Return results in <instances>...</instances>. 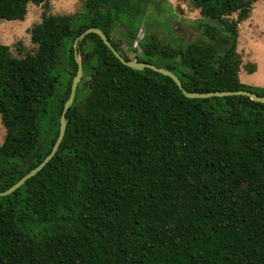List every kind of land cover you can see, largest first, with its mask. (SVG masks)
<instances>
[{"label": "trees", "instance_id": "16d2710c", "mask_svg": "<svg viewBox=\"0 0 264 264\" xmlns=\"http://www.w3.org/2000/svg\"><path fill=\"white\" fill-rule=\"evenodd\" d=\"M48 1L0 0V23L24 21L29 5ZM258 1L191 0L203 36L176 46L150 35L136 60L173 72L188 92L264 97L242 83L238 53L239 26ZM154 5L86 0L81 17L43 14L31 29L34 53L18 58L0 44V192L58 139L76 39L99 28L132 61L112 33L123 24L133 44ZM78 49L88 95L67 112L51 162L0 197V264H264V103L189 99L171 78L123 65L95 34Z\"/></svg>", "mask_w": 264, "mask_h": 264}, {"label": "rangeland", "instance_id": "374dc122", "mask_svg": "<svg viewBox=\"0 0 264 264\" xmlns=\"http://www.w3.org/2000/svg\"><path fill=\"white\" fill-rule=\"evenodd\" d=\"M156 6H151L147 12L146 20L149 26L142 25L137 31L135 40L130 43L126 37L123 24H118L112 33L115 41H121L124 53L135 61L143 51L140 42L150 35L164 43L173 45H186L203 36L204 27H199L202 19L200 11L191 0H155ZM86 0H49L47 7L29 5L24 21H2L0 23V44L10 47L13 56L21 58L34 53L37 49L31 40V29L41 23L43 14L74 16L82 13ZM82 14L79 16L81 17ZM238 53L242 58L240 79L242 83L264 88V0L254 4L251 16L239 26ZM95 64L91 65L94 67ZM63 64L59 68H62ZM252 66L256 67L253 74H249ZM60 76L61 87L69 79L68 66L57 72ZM87 75V70L85 72ZM83 74L76 94L78 103L83 102L88 95L89 77ZM59 89V87H58ZM6 130L0 117V146L3 144Z\"/></svg>", "mask_w": 264, "mask_h": 264}, {"label": "water", "instance_id": "95a60500", "mask_svg": "<svg viewBox=\"0 0 264 264\" xmlns=\"http://www.w3.org/2000/svg\"><path fill=\"white\" fill-rule=\"evenodd\" d=\"M91 34H95V35L99 36L102 39V41L104 42V44L112 51V53L115 55V57L123 65H125L131 69L137 70V71H143L145 69H151V70H153L159 74H162L164 76L171 78L176 83V85L179 87V89L184 94V96H186L189 99H209V98H214V97L222 98V97H231V96H244V97L250 98L254 102L264 103V97L259 96L255 93H252L250 91H245V90L210 92V93L188 92L184 89L182 82L173 72H171L165 68H160V67L155 66V65L150 64V63L139 62L137 60H135V61L126 60L114 48V46L110 42L107 35L101 29L90 28V29L86 30L84 33H82L76 39L75 44H74V55H75L76 63L78 65V71H77V74L74 77L73 82H72L70 97L64 106V110H63L61 120H60L59 136H58V139H57L51 153L38 167H36L34 170H32L27 175H25L14 186H12L10 189H8L5 192H0V197H5L8 195H11L15 191H17L19 188H21L28 180H30L31 178L36 176L39 172H41L47 166V164H49L51 162V160L55 157V155L59 151V148H60V146H61V144L65 138V134H66V130H67L66 114L70 110L71 106L74 103V100H75V97L77 94V88H78L79 82L81 81V78L83 76V63H82V59L80 57V53H79V49H78L79 42H81L86 36L91 35ZM34 158H35V156L32 157V159H34ZM1 209H2V206L0 205V210Z\"/></svg>", "mask_w": 264, "mask_h": 264}]
</instances>
